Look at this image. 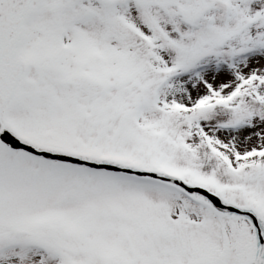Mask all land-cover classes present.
Listing matches in <instances>:
<instances>
[{
    "label": "snow or ice",
    "instance_id": "6c2138e0",
    "mask_svg": "<svg viewBox=\"0 0 264 264\" xmlns=\"http://www.w3.org/2000/svg\"><path fill=\"white\" fill-rule=\"evenodd\" d=\"M0 264H264V0H0Z\"/></svg>",
    "mask_w": 264,
    "mask_h": 264
}]
</instances>
